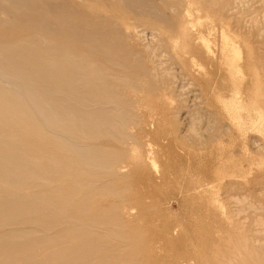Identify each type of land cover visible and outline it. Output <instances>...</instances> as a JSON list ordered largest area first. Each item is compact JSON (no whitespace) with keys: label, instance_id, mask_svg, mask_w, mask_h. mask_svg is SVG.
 Returning <instances> with one entry per match:
<instances>
[{"label":"bare ground","instance_id":"6f19581e","mask_svg":"<svg viewBox=\"0 0 264 264\" xmlns=\"http://www.w3.org/2000/svg\"><path fill=\"white\" fill-rule=\"evenodd\" d=\"M140 1L0 0V264H154L156 261L150 232L147 230L149 232L146 233L147 235L139 237L134 229L137 223L133 225L134 219L137 220L138 217H132L133 210L126 206L129 203H125L124 199L115 200L121 194L118 193L120 180L117 183L111 179L116 176L111 175L112 172L114 173L117 162L122 159L118 160L119 158L112 157L113 155L110 157L105 155L101 150L104 148L101 147L106 143L100 141L101 137L107 139L106 137L110 136L116 141L125 137L123 130L129 123L127 112L137 102H140V94L144 93L138 94L140 96L134 94V97L132 92L135 87L137 90L139 87L138 91H143L142 89L145 91L144 87H148V85H141L144 86L142 88L139 85L141 82L139 83L140 80L135 72L137 77L126 72L132 69L128 63L129 59L131 61L133 53H127L122 45L124 43L121 44L114 40V36L122 35L124 32L122 30L125 28L130 29L129 31L134 28L136 22L133 21L135 20L136 7L134 4ZM197 1L203 2V0ZM214 2L211 3L210 0H207V4H204L206 2L202 4L207 10V17ZM190 4L194 6L191 1ZM179 6L182 8L183 4L181 3ZM179 6L177 7L179 8ZM163 7H168V4L164 3ZM185 7L183 8L185 9ZM191 9H185L184 17L181 15V18L190 20L193 14V12L191 14ZM169 11L172 12V9ZM194 12L196 15L197 11ZM191 20L193 22V19ZM210 20V22L206 20V24H212L213 20ZM189 25L184 27V32H193L192 27L194 26ZM207 26L204 24L200 26L202 32ZM122 27L124 29H121ZM225 31H223L224 35ZM195 33L198 34L196 30ZM212 35L210 34V36ZM226 36L221 38L223 41L225 38V41L221 43V45L223 44L220 50V52L222 51L220 54L222 61L219 62V65L222 62L221 70L223 68L226 70L234 95L227 102L221 103L222 98L218 101L220 100L221 107H223V113H227L225 114L226 118L229 117L231 120L228 122H233L234 128L237 127L235 130L241 133L244 130L246 113L248 112L250 115L253 113V110L248 111V107L251 105L248 106V101L246 103L244 100L246 95L243 99L245 102L241 100L242 96H240L241 99L239 97L245 82V69H247L246 74L249 73L252 77L248 75V79L251 80L254 79V74L258 75V73L253 67L252 70L250 69L251 51L247 50L249 49L248 43L244 44L245 47L242 48L250 55L247 54L249 58L242 61L243 53L235 43L238 40L237 37L232 39L234 36L231 38ZM195 37L199 39V36ZM208 37L199 40L202 48L210 52L211 42ZM143 69L145 70V68H142V75H144ZM135 71L138 72L136 69ZM155 79L153 80L157 82V77ZM141 81L147 84L146 81ZM147 82L149 81L147 80ZM253 82L255 83V81ZM254 83L252 84L254 85ZM160 84L162 85V83ZM150 85L149 87H151ZM251 86L248 87L249 90L252 88ZM253 88L256 87L253 86ZM254 89L251 90L255 91ZM146 94L149 96L148 99L146 96L145 100L150 105L153 106L158 102L152 99L154 96L151 97V93ZM126 97L128 99L124 100ZM161 98L160 101L166 100L165 95ZM249 117L251 119L252 116ZM129 130L128 132L131 131ZM126 135H130V133ZM83 139L93 143V147L89 142L85 145L86 148L92 147L89 152L85 149L82 150V147L79 148L80 145L82 146ZM112 142L114 141L112 140ZM220 148H222L221 153L226 155L227 151H231L229 147H226L227 151L225 146ZM84 153L88 155H84ZM247 156L244 159L249 164L250 159H247ZM249 157L252 156L249 155ZM148 160L150 161V156ZM232 161V154L228 155L226 159L221 158L219 171L214 174L215 181L220 182L219 187L223 185L221 182L226 185L223 180H226L224 175L233 178L238 172L241 171L244 175L247 171V166L245 172L240 168L242 165L245 166L243 161L242 165L234 162L236 160ZM123 162L119 163L123 167H120L121 169L130 168L128 165V167L123 166ZM253 163L256 162L253 161ZM256 167H254V171H256ZM91 169L93 172L90 173ZM95 169L104 171L106 176V172L111 175L107 176L108 180L104 178L105 181H103L100 179L102 176L94 172ZM249 171L248 173H251ZM263 172L262 170L261 173ZM257 182H259L258 179ZM229 185L227 188L230 187L229 189L232 190L231 186L234 184ZM130 186H133L132 183ZM215 186L210 187V190L215 188L210 193V198L213 201L211 203L210 200V203L214 205L212 207L219 208L216 205L220 202L214 198L217 190ZM114 195L116 197H113ZM231 200L233 199L231 198ZM262 220L264 222V219ZM254 222L256 223V221ZM246 239L248 240V238ZM242 240L245 241L244 238ZM220 241L222 242V240ZM243 241H236L233 252L228 251L232 253L227 257L226 264H264V249L261 247L263 243L258 242L259 244H256L258 247L254 244L255 247L251 245L249 248L248 241L246 245V241L242 243ZM231 243L233 244V242ZM219 252L221 251L219 250ZM162 261L161 264L174 262L172 259Z\"/></svg>","mask_w":264,"mask_h":264},{"label":"rangeland","instance_id":"374dc122","mask_svg":"<svg viewBox=\"0 0 264 264\" xmlns=\"http://www.w3.org/2000/svg\"><path fill=\"white\" fill-rule=\"evenodd\" d=\"M182 1L183 0H141V3L138 2L134 4L138 9L135 7V20L133 21H139V23L135 22L134 28L131 29V31H129L130 29H124L122 27L121 29H124L122 30L124 31L122 35H117V38L114 36L116 42L121 44L124 43L122 45L127 53H133H131L132 58L131 61L129 59L128 63V65H130L129 67H132V69L126 72L135 77L138 75V79L140 80L139 83L141 82L140 84L138 83L140 86L148 85L149 87L151 83V87L141 86L145 88V91L142 88L140 89L143 91H138L139 87L138 90L135 87L132 93L133 95L136 94V96L141 95L139 98L143 105L137 102L134 107L128 110L129 126L127 125L126 128L124 127L123 130L125 139L122 137L123 139L121 138V140L116 141L110 136L106 137L107 139H105V137L102 139L101 137L100 141L106 143L101 147L104 149L101 150L109 157L113 155L112 157L119 158L118 160L122 159L120 162L117 160L118 162L115 165L116 167L112 175L109 172H106V174L107 176L114 175V177H118V179L115 180L116 177L111 178V176H109L117 183L118 180H120L118 183L120 192L118 191V193L121 194H119L120 196L115 200L120 201L124 199L125 203H129L126 204V206L133 210L135 216L132 214V217H138L137 220L134 219L135 221H133V225L137 223L135 225L136 227L133 226L137 235L139 237H144L147 235L146 233L150 232V237L153 239V250L156 259L154 264H161L163 262L162 260L168 261L170 259L174 261L171 264H226L227 257L234 250V243L236 241H243V238L244 240L248 238V240H245L246 242L243 241L242 243L245 242L246 245L248 241L249 245L247 246L249 248H251V245H258L262 242L263 244L261 247L264 249V222L262 220L264 219V172L261 173L262 170L264 171V0H210L211 3L215 1L216 4L214 2L215 6L212 4L213 7L210 8V13H207L209 19L206 15L207 10L202 5L203 2L207 4V0H203V2L190 0L195 7L192 6L188 0H184L186 3L185 5L184 1ZM164 3L168 4V7L164 8ZM181 3L183 4L182 8L186 5L187 7H185V9L188 10L192 8L191 14L192 12L193 14L190 20L193 19V22H191L192 20L181 18L185 10L183 8L182 11L181 6H179ZM177 6H179V8ZM169 9H172L174 14L169 11ZM178 9L179 11L181 10L182 13L181 11L179 12ZM194 11H197L196 15ZM193 15H195L194 18ZM212 17L215 19L213 20ZM205 18L208 22L212 19V24H206L207 21L204 20ZM141 20L142 22H140ZM201 20L205 22L203 23L205 26L209 24L207 28L205 27V30L203 29L205 33L201 30L204 26L200 27L203 25ZM200 22L201 25H199ZM187 23L194 26L192 27V29H194L192 33L183 31L184 27L190 26ZM195 30L198 34L195 33ZM223 31H225V35ZM201 32L204 34L202 35ZM206 33L209 34H207V36H209L208 39L211 42L210 52L202 48L200 44L201 41L199 40L200 38L207 39V36H205ZM210 34L213 35L210 36ZM175 35L177 36L175 37ZM196 35L199 36V39L195 37ZM225 36H230V38L234 36L232 39L237 37L236 39L238 40H236L235 43L243 53L242 59H244L242 61H246L247 57L249 58L248 55L250 54L247 52L251 51V57L249 58V60H251L250 69L252 70L253 67L258 73V75H256L253 70L255 74L254 79L251 80L248 79L250 74H246L247 69H245V82L241 88L243 91L241 90L242 92L239 97L242 96L243 98L240 97V99L242 98L241 100H245L246 103L248 101L247 105H251V107H248V111L253 110L252 112L254 115L253 113H251V115L248 114V112L246 113L244 120L246 122L243 121L245 125L241 133L236 131L237 127L234 128L235 125L233 122L229 123L231 120L229 117L226 118L225 114L227 113H223V107H221L222 102H227L234 95L233 87L229 83V76L226 70L224 68L222 69L223 71L221 70V67H223L221 66L223 65L222 62L221 65H219V62L222 61V57H220L222 51L220 52V50L223 44L221 45V43L225 41V38L224 41L221 38ZM211 37L213 38L210 39ZM195 39L197 40L195 41ZM238 41L239 43H237ZM238 44L242 46L240 47ZM244 44L249 46V49H247L248 51L243 49L245 47ZM244 50L246 51V58L244 57ZM132 63L134 64L131 65ZM241 64H243V62H241ZM138 67H141L139 68L140 71ZM142 68H145V70L143 69L144 75H142ZM135 69L138 70V72L135 71ZM156 77L157 82L154 81ZM141 80H144V82L146 81L147 84H144ZM249 80L250 82L252 81V83L255 81L254 85L250 83ZM160 83H162V85ZM247 84L249 85L247 86ZM249 86L252 87H250L251 89H254L253 86L256 87L254 89L255 91L249 90ZM146 93H151V97L154 96L152 99H155V102L156 100L158 101L153 104L155 107L145 100L147 96ZM163 95H165L167 101H160ZM253 95H255V97H253ZM148 96L146 99H148ZM141 97L144 102L141 100ZM127 99V97L124 98V100ZM218 99H221V101L219 100L221 103ZM145 102L146 104H144ZM216 102L219 103L217 104ZM249 116H252V121ZM127 128L131 131L129 130L130 132H128ZM129 133L130 135H126ZM129 136L133 138L131 139ZM112 140L114 142H112ZM81 142H83L82 146H78L79 148L82 147V150L85 149V151L89 152L93 147L91 141L89 142L83 139ZM87 142H89L92 147L88 146V148H86L85 145L89 144ZM221 146H225L226 151L228 149L226 147H229L231 151H227V155L225 153L224 155L221 153ZM242 146L244 147L243 149ZM243 151H245L248 156ZM230 153L232 154V160H236L234 162H238L240 165L244 162L245 166H239L244 172L247 166V171L244 175H242L243 172L240 171L241 174L238 172V174L235 175L236 177L233 178L224 175L226 180H223L226 182V185L221 182L223 185L220 184L222 186L219 187L218 184L220 182L215 181L214 174L219 171L221 158L223 157L226 159L228 155L231 156ZM125 154L126 157H124ZM84 155L88 154L84 153ZM147 155L150 156V161ZM249 155L252 157H249ZM245 156H247V159H250L249 164L253 169L248 166V161L246 162V159H244L246 158ZM251 158L252 160L254 159L253 161L256 162L255 164ZM121 161H124L122 164L123 166H130V168L128 166V168L126 167L127 171L121 169L123 168L119 164L122 163ZM118 167H121V171ZM254 167H256V171H254ZM128 169H130V171H128ZM122 170L124 171L122 172ZM248 170H250L249 172L251 173H248ZM99 171L95 169L94 172L99 173V175L102 176L100 179L105 181L104 178L107 179V176L104 171ZM89 172L91 173L93 170L91 169ZM261 174L263 177H261ZM221 176L223 177V174ZM259 178L262 179L260 180ZM249 179L250 182H248ZM257 179L259 182H257ZM217 180L219 181V179ZM131 183L133 186H130ZM228 185H232L231 188L233 189L230 190V187L227 188ZM214 186L217 190L214 195L215 197H213L216 201L218 200L220 202V204H215L217 207L219 206V208H214L212 207L214 205L211 204L213 201L210 198V193L215 188L210 190V187ZM223 187L225 188L223 189ZM223 194H227L228 196H224ZM113 197H116V195ZM231 198L233 200H231ZM244 201L245 203H243ZM251 208L252 210H249ZM254 221L259 224L257 223L256 226ZM231 226L237 233L233 230V232L231 231ZM242 229L244 230L242 231ZM256 230L257 232H261L257 233ZM227 231L231 232L228 233ZM238 231L242 232L243 235ZM251 239L253 240L251 241ZM220 240H222V242ZM231 242H233L234 245ZM257 245L256 247H258ZM229 250L232 252H228ZM214 253L217 256H215Z\"/></svg>","mask_w":264,"mask_h":264}]
</instances>
